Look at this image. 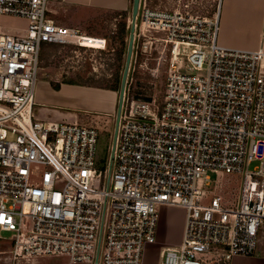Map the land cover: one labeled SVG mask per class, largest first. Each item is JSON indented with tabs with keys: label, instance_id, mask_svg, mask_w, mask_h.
Segmentation results:
<instances>
[{
	"label": "built area",
	"instance_id": "built-area-1",
	"mask_svg": "<svg viewBox=\"0 0 264 264\" xmlns=\"http://www.w3.org/2000/svg\"><path fill=\"white\" fill-rule=\"evenodd\" d=\"M205 1V11L141 3L130 69L148 70L161 91L136 100L127 86L108 184L96 188L98 131L35 121L33 108L43 44L104 51L107 38L89 46L94 35L59 24L47 0H0V17L28 22L23 35L0 32V231L13 233L16 256L144 264L159 207L186 212L182 242L160 264H229L257 252L264 50L220 45L223 0ZM210 173L239 177L232 204L205 190Z\"/></svg>",
	"mask_w": 264,
	"mask_h": 264
},
{
	"label": "rangeland",
	"instance_id": "rangeland-1",
	"mask_svg": "<svg viewBox=\"0 0 264 264\" xmlns=\"http://www.w3.org/2000/svg\"><path fill=\"white\" fill-rule=\"evenodd\" d=\"M147 2L150 5L167 8L170 10L190 9L205 11L206 9H209V4L207 3V1L202 4L199 2V0H147ZM127 4L128 8L124 16L118 15L119 17H117L116 14H107L104 18L99 19L100 21L103 20L105 24L104 26H96L97 30H99L97 31V37H105L108 40L107 49L104 51L80 48L73 44H43L41 48L40 58L45 59L40 63L37 74L35 94L37 95L40 80L46 78V72L49 74V76L50 74H52L51 76H53V74L55 73L61 75L60 79L65 82L90 81L91 83H97V81H99V78L103 79L104 82L110 81L112 79L111 77L113 73L118 66L114 63V49H116L117 45V49H119L120 51H124L125 53V58H123L121 67L124 71L130 29L132 24L133 0H129ZM122 7H124L123 3ZM214 9L215 7L212 8V11H214ZM221 11L222 7L220 9V12ZM115 18L118 19L116 20ZM111 24L117 25L113 29L110 28ZM221 24L222 23L220 21V32L218 38V43L220 45ZM96 27H91V30L93 32H96ZM91 30H89L90 35L94 34ZM115 30H117L116 33H114ZM122 30L125 31V35L123 36L124 38H122L121 35ZM117 38H119V40H116ZM114 43H116L117 45L115 46ZM132 65L133 63L131 64V68ZM161 79L162 77L160 78V80ZM152 80L153 78L148 70L140 68L136 70V72L132 75V70L130 69L127 86L131 85L130 87H133V89H139L141 91V95H148L152 97L154 96L155 92L161 91V89L158 87L157 91L151 89L150 85ZM160 80L158 81L159 84H161ZM79 103L83 107H87L93 110L80 111L78 109H75L69 111H59L55 113V118L57 119V121L50 123H70L81 127L95 128L98 131V143L95 160L97 180L92 183V186L96 188H100L101 186L106 188L108 184L110 164L112 161V151L116 129L117 112L115 114L113 112L115 107L113 104V99L108 97L102 98L94 96V98L92 99L89 98L86 101H81V97H79L76 100V106H78ZM108 110L113 114H111L110 116L107 115L106 111ZM60 112L62 113V117H60ZM33 116L35 121H39L36 119L35 111L33 112ZM255 165L256 164H253L251 169ZM210 176V186L208 188L205 187V190L215 195H221L228 204H232V202L236 199L239 191V177L235 175H221L215 173H210ZM38 183V176L32 179L33 185ZM158 210L160 218L156 243L147 245L145 247L144 264H157L160 253L164 255L165 251L170 248L169 246L178 243L181 237L182 226L184 229L183 222L185 223V211L169 207H159ZM28 227L29 223L25 220L23 231L28 230ZM12 238L13 233L0 231V264H70L68 258L66 257L26 258L24 256H16L15 253H13L11 242ZM259 246L262 249L260 253L262 257H264V222L262 223V226L259 230ZM258 251L259 250H257V252H255V254L251 256H256ZM234 258L231 260V262L233 261L232 264H254L253 262H243L244 260H240L242 258Z\"/></svg>",
	"mask_w": 264,
	"mask_h": 264
},
{
	"label": "crops",
	"instance_id": "crops-1",
	"mask_svg": "<svg viewBox=\"0 0 264 264\" xmlns=\"http://www.w3.org/2000/svg\"><path fill=\"white\" fill-rule=\"evenodd\" d=\"M128 2L129 0H47V11L48 15L59 24L78 28L90 34L89 30H91V27L104 26L103 20L100 21L99 19L104 18L107 14H116L117 17H119L118 15L124 16L127 12ZM122 3L124 7H122ZM115 19L117 20L118 18ZM220 21L222 23L220 42L223 47L247 51L264 50V0H223ZM114 25L111 24L110 28L114 29L117 24ZM27 26V20L9 16L0 17V32L2 33L20 36L25 34ZM95 31H92L94 33L92 35L98 36L97 31L99 30H97V27ZM44 59L40 58V63ZM51 75L49 76L46 72V78L40 80V84L38 85L33 108L37 120L47 122L57 121L55 113L59 111L75 109L92 111L93 109L83 107L80 103L76 106L75 103L79 97H81V101H86L89 98L92 99L94 96L112 98L115 106L113 112L114 114L117 112L119 102L118 92L68 84L60 79L61 75L56 73L53 76ZM54 84H59V89H55ZM106 113L109 116L113 114L109 110ZM60 117H62V113ZM181 231L183 232V226ZM182 232L180 241L169 246L170 248H177L181 244ZM258 250L256 256H236L234 259L242 258L240 260H244L243 262L264 264V257L260 253L262 250L260 246ZM161 258L162 253H160L157 264H160Z\"/></svg>",
	"mask_w": 264,
	"mask_h": 264
},
{
	"label": "trees",
	"instance_id": "trees-1",
	"mask_svg": "<svg viewBox=\"0 0 264 264\" xmlns=\"http://www.w3.org/2000/svg\"><path fill=\"white\" fill-rule=\"evenodd\" d=\"M124 30L121 31L122 38H124L123 36L125 35V31ZM123 58H125L124 51H118V52L115 53L114 63L117 64L118 66H117L115 72L113 73V75L111 77L112 79L110 81L104 82L103 79L99 78V81H97V83H91L90 81L89 82H85V81H81V82L67 81L66 83L119 92L120 91V87H121L122 75H123V69L121 68L122 67ZM54 88L55 89H59V84H56V85L54 84ZM130 89H131V97L132 98H134L136 100H144V101L151 100V96L141 95V91L139 89L135 90V89H133V87H130Z\"/></svg>",
	"mask_w": 264,
	"mask_h": 264
},
{
	"label": "water",
	"instance_id": "water-1",
	"mask_svg": "<svg viewBox=\"0 0 264 264\" xmlns=\"http://www.w3.org/2000/svg\"><path fill=\"white\" fill-rule=\"evenodd\" d=\"M140 1L141 0H133L132 24H131V29H130V36H129V42H128V48H127L125 67H124L122 80H121V87L119 91V102H118V109H117V115H116V129H115V137H114V146H113V151H112V160L114 158V148H115L116 136H117V131H118V125H119L124 96H125V92L127 88V83H128V78H129L130 68H131V63H132L133 49H134L135 23H136V19L139 13Z\"/></svg>",
	"mask_w": 264,
	"mask_h": 264
},
{
	"label": "bare ground",
	"instance_id": "bare-ground-1",
	"mask_svg": "<svg viewBox=\"0 0 264 264\" xmlns=\"http://www.w3.org/2000/svg\"><path fill=\"white\" fill-rule=\"evenodd\" d=\"M96 39H98V38H96L95 36H92V37L88 36V40H87L88 45L91 47H97L98 44L95 43V42H97Z\"/></svg>",
	"mask_w": 264,
	"mask_h": 264
},
{
	"label": "flooded vegetation",
	"instance_id": "flooded-vegetation-1",
	"mask_svg": "<svg viewBox=\"0 0 264 264\" xmlns=\"http://www.w3.org/2000/svg\"><path fill=\"white\" fill-rule=\"evenodd\" d=\"M146 1H147V0H146ZM142 2H143V0L140 1V5H141ZM147 3H148V2H147ZM152 6H153V5H152ZM132 7H133V4H132ZM116 32H117V30H115L114 33H116ZM116 40H119V38H117ZM114 45L116 46L117 44L114 43ZM117 46H118V45H117ZM117 46H116V49H114L115 53L118 52V51H120L119 49H117Z\"/></svg>",
	"mask_w": 264,
	"mask_h": 264
}]
</instances>
